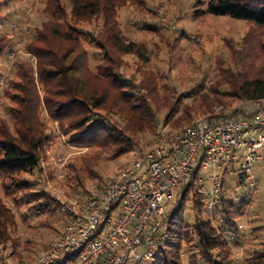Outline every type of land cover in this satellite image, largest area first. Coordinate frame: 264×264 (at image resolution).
<instances>
[{"label": "trees", "instance_id": "trees-1", "mask_svg": "<svg viewBox=\"0 0 264 264\" xmlns=\"http://www.w3.org/2000/svg\"><path fill=\"white\" fill-rule=\"evenodd\" d=\"M142 3L140 0H46L47 20L27 42V50L35 58L36 66L30 60L16 63L15 78L4 90L11 103L9 118L0 114L3 186L8 195L31 205V210L44 208L53 213L60 207L51 194L33 191L32 181L25 178L41 169L52 145L43 110L64 132L76 133L71 139L73 144L97 148L96 160L104 152L122 157L133 150L139 135L158 129L157 105L162 98L158 78L148 68L149 48L145 43L127 40L118 18L123 7ZM196 6V17L228 15L264 29V0H199ZM85 24H96L99 30L87 31L83 28ZM0 25H3L1 20ZM15 35L0 29V60ZM87 42L97 49L99 56L94 68ZM129 56L142 62L140 81L128 77L124 71ZM221 72L216 86L192 99L190 104L184 102V95L176 101L165 96L166 123L172 122L179 130L184 125H192L199 115H207L215 121L240 115L245 109L235 108L231 112L235 101L264 102V66L250 63ZM219 107L222 109L217 112ZM115 116L122 118L124 124ZM93 160L92 156L86 157L87 168L75 169L93 172ZM191 185L184 190L178 208L168 214L167 238L154 264H185L187 248L198 251L189 258L188 264H234L233 247L215 224V218L204 214L206 202L199 191L193 199L198 212L196 222L188 223L180 215ZM225 195L224 190L220 206L212 211L219 213L223 225L237 232L240 230L238 220L246 214L247 204L242 200L238 205ZM53 205H57L56 208H52ZM10 225H15L13 215L0 201V227L6 230ZM2 231L7 233V230ZM261 258L264 260V252L253 259Z\"/></svg>", "mask_w": 264, "mask_h": 264}, {"label": "rangeland", "instance_id": "rangeland-1", "mask_svg": "<svg viewBox=\"0 0 264 264\" xmlns=\"http://www.w3.org/2000/svg\"><path fill=\"white\" fill-rule=\"evenodd\" d=\"M140 1L143 5L123 7L118 18L127 40L145 43L149 48L151 63L148 68L158 78L162 98L157 105L160 125L154 133L139 135L133 150L124 156L115 157L104 152L96 160L97 148L73 144L71 139L77 136L76 133L64 132L43 110L42 117L48 123V133L53 138L52 145L41 169L25 175V178L32 181L33 191L51 194L59 201L60 207L63 204L72 205L73 202L82 203L93 193L99 192L119 170L134 165L140 155L152 149L160 131L177 129L172 122L165 121L168 114V108L164 106L165 96L166 99L176 101L184 95V102L190 104L192 99L199 98L216 86L224 69H236L250 63H255L258 67L264 66V29L228 15L196 17V3L199 0ZM45 6L46 0H0V20L4 25L2 29L11 36L17 35L0 60V114L7 119L11 103L5 97L4 90L9 81L15 78L17 62L30 60L36 66L35 58L27 50V42L36 36V31L47 20ZM83 28L90 32L99 30L96 24H85ZM86 48L90 52L94 68L99 61L97 49L89 42ZM126 60L125 73L140 81L142 62L132 56ZM258 107L264 108V102L235 101L231 112L235 108L253 112ZM221 109L222 107L217 108V112ZM229 113L228 111L226 114ZM204 116L199 115L196 119ZM115 118L124 124L122 118ZM186 126L188 124L180 128ZM90 156L94 158L93 172H86L84 161ZM60 158L64 160L61 164ZM79 167L84 168L77 171L75 168ZM253 176L246 185H240L234 175H225V196L238 205L242 200L247 204L246 214L238 220L239 231L223 225L217 211L205 213L206 216L215 218V224L223 230L232 245L234 264H264L262 258L253 259L264 252V170L256 168ZM187 183L185 179L182 180L175 191V197L165 201L168 213L171 214L178 208ZM3 184L0 175V201L10 210L15 225L8 226L7 233H3L2 230H6L0 227V264H36L55 242L64 216L60 207L53 213L44 208L41 211L31 210V205L8 195ZM209 185L208 183V187ZM197 191L195 184L189 187L188 197L180 214L188 223H195L197 220L198 212L193 201ZM56 206L53 205L52 208ZM197 253L195 249H185V264Z\"/></svg>", "mask_w": 264, "mask_h": 264}, {"label": "built area", "instance_id": "built-area-1", "mask_svg": "<svg viewBox=\"0 0 264 264\" xmlns=\"http://www.w3.org/2000/svg\"><path fill=\"white\" fill-rule=\"evenodd\" d=\"M258 108L219 121L204 116L182 129L160 131L154 147L99 192L60 207L62 228L36 264L156 261L167 238L165 201L175 197L182 180L198 187L205 214L220 206L227 173L246 185L256 168L264 170V108Z\"/></svg>", "mask_w": 264, "mask_h": 264}]
</instances>
